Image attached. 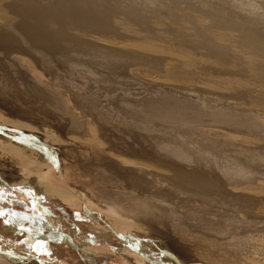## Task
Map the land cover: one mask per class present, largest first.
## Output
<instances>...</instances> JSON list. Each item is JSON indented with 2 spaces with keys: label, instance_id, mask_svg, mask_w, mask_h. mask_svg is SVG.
Returning <instances> with one entry per match:
<instances>
[{
  "label": "rangeland",
  "instance_id": "obj_1",
  "mask_svg": "<svg viewBox=\"0 0 264 264\" xmlns=\"http://www.w3.org/2000/svg\"><path fill=\"white\" fill-rule=\"evenodd\" d=\"M111 2L115 16L108 22V26L113 29V32L105 33V35L112 39L115 38L114 41L119 38V40L130 44L128 54L134 58V61L126 66L123 73L116 71L115 74L112 70L100 68L91 71L92 64L95 62L76 64L68 69V73H62L64 71L61 70V72L58 68L59 73L48 56L49 54L46 56L39 52L40 54L32 55L33 58L32 56H30L31 58L26 57L30 63L37 57L31 63L35 70L29 74L26 70V74L32 76L44 74L46 75L44 78L48 80L50 74L53 73L58 80L51 74L52 76L47 82H50L53 88L55 87L54 89L60 92L61 100L66 99L62 101L63 104L64 101L69 102L66 106L67 110L70 108L69 110L77 112L81 120L91 118L89 121L93 127L88 128L86 125L82 126L83 123H79L83 127L82 130H78L76 133H72V130L70 132L69 129L64 131L61 138L58 137V139L63 138V142L61 141L63 145L55 142L53 138H46L48 133L41 129L47 128L48 124L41 116L26 121L18 119V123L24 124L26 127L15 129L25 137L29 136L28 138L31 140L32 138L38 142L48 140L49 147L55 149L57 153L60 152L56 155L55 162H50V169L44 170L43 173L48 175L53 184L62 186L66 190H72L74 196H80L88 205V207L85 206L84 212L80 211V208L71 210L66 204H60L70 220L78 221L82 224V228L90 224L95 229L104 228L105 230L107 229L105 220L112 223L111 229H115V232L109 227V231L106 230L107 233L104 236L96 232L90 233L92 239H87L88 243L85 246L88 248L96 246V251L79 246L81 256L85 260L87 257V264L94 262L108 264L111 261L121 264L123 263L121 255L117 253V256L112 249L120 248L122 240L129 236H122L124 232L117 231L114 223L120 224L118 215L111 214L106 208H103L105 204L101 199L93 197L91 200L90 196L81 190V187L82 189L87 187L86 189L93 191L98 187L95 192L93 191V194L98 193L99 189V194L103 193L98 185H94V187L92 183H89L95 174L92 173L90 176L92 155H89V148H92V145L89 147L87 142V137H94L98 134L97 131L100 132L101 129L98 130L100 126L110 131L111 138L119 133L117 135L119 137L113 136L112 139L121 141V137H124L127 142L135 144L137 147L139 144L145 149L152 147L156 152L154 158L150 154L143 155L146 166L151 169L156 166L158 170L168 169L173 172L179 170L194 176L205 174L210 180L207 188L203 189L206 195H210L209 192L215 185L220 186V189H229V192L231 189L228 188L229 179L223 171L224 161L219 159V156H212L202 151L198 144L200 139L234 152L239 162L247 164L253 160L256 163L253 166L257 165L255 166L257 170L255 168L256 171L253 172L252 178L242 184L244 190L238 189L234 195L226 199L231 204L233 196L244 197L245 200L240 202L243 206L240 205L238 210L233 207L227 209L224 206L218 210L210 208L211 206L208 204L202 205L196 200H189V197H185L189 195L183 196L180 195V192L177 197L178 200L182 198L181 202L179 201V204L175 200L172 202V205L175 203V205L183 206L181 209L184 211L190 209L192 212L200 211L197 215L189 217V221L184 220L181 216L182 213L176 211L178 219L176 221H180L188 228L204 223L220 226L222 229L220 233H223L221 242H206L188 230L176 231L173 236L169 237L164 231L159 233V227L147 221L141 222V224L134 223L142 230L152 233L153 238L147 244L156 250L154 256L158 257L163 254L162 256L168 259L162 258L153 262L148 257H144L139 258L137 262L133 261L135 264H177L176 262L184 263L185 259L193 264H208L209 260L216 261V264H246V262L247 264H256L257 262L259 264L260 261H264V258H261L264 257L262 250L264 249L262 247L264 246V0H111ZM129 4H136L138 6L136 11L130 12ZM125 7L128 11L121 12L120 10ZM0 9L1 11L6 10L3 1L0 3ZM182 13H186L188 17L189 28L185 34H183V27L180 23ZM133 14H144L142 22L144 25L163 24L166 22V18L176 21V34L171 50L149 48L150 40L141 30H138L137 27L136 30L128 23V19L135 16ZM169 54L173 56L174 62L165 61ZM0 57L5 60L2 55ZM46 57H49L51 65L47 63L49 60ZM26 58L24 57V60ZM39 59L40 63L37 61ZM35 62L41 65L35 64ZM96 64L97 67H100L102 62L97 61ZM48 65L52 68V72ZM106 72H108L107 76ZM88 73H92V75L89 76ZM58 75L61 77L59 78ZM52 78L60 84L54 85ZM56 91L53 92L56 93ZM94 115L99 119L96 118L95 121ZM8 119L12 120L13 118L9 117ZM102 120L104 121L102 122ZM51 124H53L52 121ZM1 127L7 130L3 126ZM51 127L48 129L53 130ZM71 135L74 137L72 138ZM137 135L141 136L139 140H136L138 139ZM0 137H4L2 133ZM66 137H69L71 141H67ZM186 137H190L193 141L187 140ZM127 142H123V144L130 149V144ZM86 150L87 152H85ZM82 151L89 156L84 162H81L77 156ZM237 151L240 153H236ZM75 153L77 154L75 155ZM162 158L168 164L165 168L161 166L165 163H160ZM229 162L234 167L245 168L239 163H234L231 160ZM64 166L70 169V174L63 170ZM60 167L61 171H59ZM226 167L228 168V166ZM228 170L230 171V168ZM161 172L165 171L159 173ZM163 173L161 174L165 176L166 174ZM175 188L180 190L178 185H175ZM116 190L115 192L120 193L123 191V194L131 193V191L128 192L129 189ZM188 192L191 194L192 191L185 193ZM208 197H211L212 201L209 199L207 202L213 203L212 196ZM2 198L3 196L0 195L1 200ZM11 199L13 197L8 196L7 200ZM244 201L248 204H245ZM78 203L83 204L81 201ZM185 203L188 205H186L187 208ZM24 204H18L14 208L25 213L47 215L41 209L36 210L37 207L33 208ZM0 205L10 206L2 202ZM113 217L115 219L110 220ZM6 229L15 233L9 227ZM134 231V227L128 228L127 234ZM185 234L189 236L185 242H182ZM213 234H210L211 237L214 236ZM90 235L88 234V236ZM210 235L209 238H211ZM121 237L122 239H119ZM20 249L28 253V251ZM61 257L67 261H76L66 251L61 252ZM21 258L26 263L30 261L29 264H32L34 260L38 261V263L34 261V264L44 263L41 260H36L34 255L22 256L19 259ZM21 263L20 261L18 264Z\"/></svg>",
  "mask_w": 264,
  "mask_h": 264
},
{
  "label": "bare ground",
  "instance_id": "obj_2",
  "mask_svg": "<svg viewBox=\"0 0 264 264\" xmlns=\"http://www.w3.org/2000/svg\"><path fill=\"white\" fill-rule=\"evenodd\" d=\"M2 1L6 6V10L1 11L0 9V55L5 59L2 60L0 57V134L2 133L4 136L3 138L0 137V195L3 196L2 200L0 199V202L6 203L10 206H0L15 209L14 207L18 204L25 205L24 203H26L29 207H37L36 210L41 209L42 212L47 215L42 216L37 213V216H31L32 221H34L33 225L36 227L35 229L34 227H31L32 221L25 220L28 218L27 216L21 214V216L18 217L15 213L8 215L6 211L0 210V216L5 218H0V264H18L20 261L27 264L30 261L26 263L24 259L22 260V258H19L22 256L29 257L30 255L36 256V260H41L46 264H87V257L85 260V258L81 256V249L79 246L96 251V246H89V248L85 246L88 243L87 239H92L90 233L96 232L97 234L99 233V235L104 236V234L107 233L106 230L109 231V227L111 229L112 223L105 220V223L107 224L105 225V228H107L105 230L104 228L95 229V227L90 224L82 228V224L78 223V221L73 222V220H70V218L64 213L60 204H66L71 210H78L80 208V211L82 210L84 212L85 206L88 207V205L80 196H74L72 190H66V188L62 186L60 187L53 184L48 175L43 173L45 172L44 170L50 169L51 163L53 161L55 162L56 155L60 152L57 153L55 149L49 147L47 139V141L43 140V143L38 142L37 140L35 141L33 138L31 140L28 138L29 136L25 137V135L16 130L18 127H26L24 124L20 125L21 123H18V119L26 121L27 119L41 116L49 127L53 126L51 127L53 130H49L48 126L47 128L44 127L45 129H41L48 133L46 138H53L55 142L57 141L61 144L63 138L58 139V137L61 138L64 131L66 132L69 129V131L72 130V133H76L78 130L83 129V125H86L88 128L93 127L91 126V121H89L91 118L87 114L90 119L88 120L86 118L85 120H81L77 112L76 114L72 110H69V107L67 110L66 106L69 102L64 101L63 104L62 101L66 99L63 98V100H61L60 92H57L54 89L55 87L53 88V85L50 84V82H47L53 75V73H51L52 68H50L51 64L49 62L51 61L48 59L49 57H46L49 61L44 58L47 63L50 64L48 66L51 69V72H47L52 74H50V77H48L49 75L47 74L48 80L44 78L46 76L44 74H36L35 76L26 74V70L28 74L35 70L31 63H33L37 57L33 59L31 63L27 58L34 54H40L39 52L44 53L46 56L49 54L48 56H50V59L53 61L57 70L59 68L60 71H64H61L62 73H68V69H71L76 64H89L95 62L92 64L91 71L93 69L95 71V68H100L104 70H112L116 74V71L123 73L126 66L134 61V58L128 54L131 45L127 44L126 41L119 40V38H117L118 40L116 39L117 41H114L113 39L115 38L112 39L105 35V33L111 34L113 32V29L108 26V22L115 16L111 0H0V3ZM129 6L131 7L129 10L130 12L136 11L138 7L136 4H129ZM120 11L127 12L128 10L125 7ZM143 16L144 14L135 15L128 19V23L136 30L137 28L138 30H141V32L150 40L149 48L171 50L174 36L176 34L175 28L177 22L166 18V22L163 24L144 25L142 23ZM180 23L183 27V34H185L189 28L186 13L181 14ZM24 57H27L26 60H24ZM40 59L37 60L39 63L41 62ZM97 61L102 62L100 67H97ZM165 61L174 62V58L169 54ZM36 63L37 62H35V64ZM39 63L37 64L39 65ZM56 68L54 69L56 70ZM92 73H88L89 76H91ZM107 74L108 72H106L105 75L107 76ZM53 76L57 79L55 75ZM60 77L61 75L59 78ZM109 77L110 76H108V78ZM56 79H53L54 85L60 84ZM53 91H56V93ZM5 115L7 116L5 117ZM8 116L13 119H8ZM3 117L5 118L3 119ZM96 118L99 119L98 116L94 115L95 121ZM51 121L53 124H51ZM103 121L104 120H102V122ZM79 123H83L82 126ZM1 126L5 127L7 130H4ZM98 130H100V132L97 131L98 134H96V136L87 137V142L89 143L88 146L90 147V145H92V148H89V155H92L91 169L89 170L91 173L90 176L92 173L95 174V177L92 176L94 178L90 179L91 181L89 180V183H92L93 186L98 185L103 193L99 194V189L98 193L93 194L98 187L93 189L94 192L92 189H86L87 187L84 189L81 187V190L88 194L91 200L93 197L101 199L105 204V207L103 208H106L111 214L118 215V218L120 219L118 222H120V224L118 225V223H114L117 231L121 230L124 232L122 233V236L129 235L127 239H125V237L124 240H122L121 246L119 245L120 248L112 249L115 254L118 253L121 255V258L123 259V263L121 264H135L133 261L137 262L139 258L141 259L144 257H148L149 260H152L153 262L157 259H165V257L162 256L163 254L155 257L154 252L156 250L152 249L150 245L147 244V242L153 238V236H151L152 233L150 231H144L142 228L135 225L141 224V222L143 223L144 221L159 227V233L164 231L169 237L173 236L176 231L188 230L191 231V233L197 234L199 238L206 242L219 243L222 241L221 235L223 233H220V231H222L220 226H211V224L204 223L202 225L195 224L192 225L191 228H188L183 223H180V221H176L178 220L177 215L175 214L176 211L181 212L182 218L188 221L190 220L189 217L197 215L198 212H200H192L190 211L191 209L185 211L184 209H181L183 206L177 205L182 199L180 197L181 199L178 200L179 192L180 195L183 196L189 195L185 196L189 197V200L193 199L200 202L202 205H210V208H216L218 210L224 206L227 209L233 207V209L238 210L241 207L240 205H242L240 204L241 200L242 202L245 200L244 197H239L238 195L233 196L231 204L226 201V199L229 196L234 195L238 189H243L242 184L252 178L253 172L257 170L255 167L257 165L253 166L256 164L253 160L249 161L247 164L239 162L234 152L226 150L217 144H210L203 139H200L198 144L202 151L212 156H219V159L224 161L223 171L229 179L228 188L231 189L229 192V189H220V186L215 185L213 190L209 192L210 195L207 194L208 196H212L214 201L213 203L211 202L212 204H209L208 200L210 199V201H212L211 197L209 198L206 193L203 192V189L207 188L210 182L205 174L194 176L185 174V172L179 170H175L174 172L168 169L158 170L156 166L151 169L146 166L143 160V155L150 154L154 158L156 152L152 147L145 149L142 148L144 146L140 144L138 145L139 147H137L135 144L127 142L126 138L121 136V141L120 139H112L114 138L113 136H117L119 133L113 135L111 138L109 135L110 131L105 127L102 128L99 126ZM69 137H66L68 138L67 141L69 140ZM140 137L141 136L137 135L138 139H135L139 140ZM186 139L193 141L190 137H186ZM64 142L66 144V141ZM123 142L129 143L131 148L129 149L125 147ZM78 147L80 146L78 145ZM40 148H42V150H40ZM85 152H87V150ZM85 152L82 151V153L80 152V154L77 155L81 162H84L89 158L87 154L85 155ZM77 153H75V155ZM236 153H240V151H237ZM229 159L234 163H239L245 168L234 167L229 162ZM160 163H165L164 165H161L163 168L168 165L163 158L160 159ZM226 166H228V168ZM63 168L68 174L71 173L69 168L65 166ZM229 168L230 171L228 170ZM61 170L60 167L59 171ZM160 171H165L166 173H161L166 175L163 176L159 173ZM54 176L56 177V175ZM84 180L88 182L87 179L84 178ZM175 185H178L180 190L176 189ZM113 189H129L128 192L131 191V193L123 194V191L120 193L115 192V190L113 191ZM187 191H192L193 196L191 197L192 192L191 194L189 192L185 193ZM8 196L11 198L13 197V199L10 201L7 200ZM17 199L19 202H16L18 201ZM174 200L177 203L176 205L175 203L172 205ZM79 201L83 204H79ZM245 204L248 203L245 202ZM186 205L187 204L185 203V206ZM114 219L115 218L113 217L110 220ZM7 222H11V224H8ZM17 225L21 226L22 230L17 229ZM46 225H49L55 233L60 234H40V228L37 227L40 226L47 229ZM6 227L11 228L15 233H11L12 231L6 229ZM131 227H134L135 231L127 234V229ZM163 228H166V230H163ZM111 230L114 231L115 229ZM211 233H214V236L211 237ZM88 234L90 236H88ZM209 235L211 238H209ZM188 236V234H185L182 242H185ZM65 237L73 246H69L67 242L61 240L66 239ZM119 239H122V237ZM217 246L219 245L217 244ZM262 247L264 248V246ZM20 248L28 251V253L22 251ZM259 250L261 252V249ZM262 250L264 252V249ZM63 251H66L72 258H75L76 261L71 262L62 259L61 252ZM261 258L264 257L262 256ZM165 260L168 259L166 258ZM33 262L32 264H34ZM35 262L38 263V261ZM176 263L193 264L190 261L187 262L186 259L184 263ZM213 263L216 264V261H208V264ZM92 264L104 263L94 262ZM108 264L120 263L111 261ZM256 264H258V262ZM259 264H264V261H260Z\"/></svg>",
  "mask_w": 264,
  "mask_h": 264
},
{
  "label": "water",
  "instance_id": "obj_3",
  "mask_svg": "<svg viewBox=\"0 0 264 264\" xmlns=\"http://www.w3.org/2000/svg\"><path fill=\"white\" fill-rule=\"evenodd\" d=\"M0 210L1 211H6L8 215H10L11 213H15L16 215H18V217H20L21 214H23V215L28 217V218L25 219L26 221H32V219H31L32 217L31 216H37L36 214L25 213V212H22V211H19V210H16V209L5 208V207H1V206H0ZM0 218H3V217L0 216ZM3 219H5V218H3ZM6 221H8V220H6ZM7 223L11 224V222H7ZM31 223H32L31 227H34L36 229V227L33 225L34 221H32ZM46 226H47V229L45 227H40V226L37 227V228H40V230H39V231H41L40 234H42V235L43 234L44 235H54V234L58 235V234H60V233H55V231H53L52 228L49 225H46ZM16 228L19 229V230H22V227L19 226V225H17ZM61 240L67 242V244L69 246H73L72 243H70L67 238L66 239H61Z\"/></svg>",
  "mask_w": 264,
  "mask_h": 264
}]
</instances>
